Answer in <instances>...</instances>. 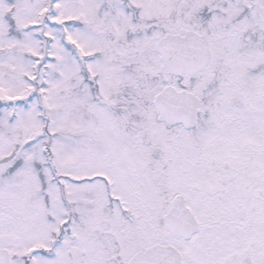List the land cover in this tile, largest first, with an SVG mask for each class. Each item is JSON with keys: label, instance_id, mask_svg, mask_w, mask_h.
<instances>
[{"label": "snow or ice", "instance_id": "1", "mask_svg": "<svg viewBox=\"0 0 264 264\" xmlns=\"http://www.w3.org/2000/svg\"><path fill=\"white\" fill-rule=\"evenodd\" d=\"M0 264H264V0H0Z\"/></svg>", "mask_w": 264, "mask_h": 264}]
</instances>
